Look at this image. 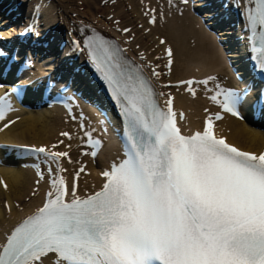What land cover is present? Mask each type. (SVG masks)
Instances as JSON below:
<instances>
[{"label": "bare ground", "instance_id": "bare-ground-1", "mask_svg": "<svg viewBox=\"0 0 264 264\" xmlns=\"http://www.w3.org/2000/svg\"><path fill=\"white\" fill-rule=\"evenodd\" d=\"M89 1L0 0V45L5 44L3 50L0 47L5 53L0 57V83H4L0 100L11 104L0 120V245L6 243L16 225L44 206L54 176H64L69 188L76 185L77 195L87 196L101 190L103 172L119 164L127 152L123 111L103 93L106 82L90 72L88 41L94 35L114 45L110 46L115 48L121 66L128 63L127 56L130 58L132 66L128 63V68L142 74L143 81L139 82L147 84L161 107L159 89L166 102L172 97V109L183 134L203 131L212 117L218 137L242 151L264 152V125L236 119L211 99L217 85L238 90L237 76L264 95V71L259 69L257 53L252 50V32L246 18L248 9L255 7L252 0H121L132 8L135 21H146L143 33L133 35V41L127 31L109 29L107 21L99 17L101 8ZM205 4L210 11H203ZM153 15L154 24L150 22ZM116 18L126 16L118 13ZM3 24L10 27L3 29ZM10 33L15 34L13 47L7 46ZM161 40L166 43L161 44ZM169 47L174 53L171 70L167 67ZM251 55L259 68L251 64ZM157 56L163 58L162 66ZM183 80L209 83L194 84L193 96L187 84L179 85ZM169 82L172 87L167 88ZM8 83L27 84L28 96L21 100L5 95L2 89ZM152 87L159 88L158 92ZM53 92L55 98L49 96ZM247 104L246 109L252 112L254 107ZM261 110L254 116L255 123L260 118L264 122V108ZM216 115L222 119L215 120ZM96 141L99 145L91 146ZM39 147L67 152L68 156L53 161L31 151ZM43 264H57L56 254L49 253Z\"/></svg>", "mask_w": 264, "mask_h": 264}, {"label": "snow or ice", "instance_id": "snow-or-ice-1", "mask_svg": "<svg viewBox=\"0 0 264 264\" xmlns=\"http://www.w3.org/2000/svg\"><path fill=\"white\" fill-rule=\"evenodd\" d=\"M252 2V50L264 69V0ZM88 48L126 119L127 158L103 172V187L87 196L54 176L44 206L0 245V264H43L49 253L57 264H264V152L242 151L218 137L212 117L203 131L182 134L171 98L161 107L147 85L120 71L116 50L103 38L90 39ZM166 51L171 70L174 53ZM183 83L195 96L192 86L209 81ZM211 99L240 117L235 92L217 85ZM10 109L0 100V120ZM31 151L53 161L68 156Z\"/></svg>", "mask_w": 264, "mask_h": 264}, {"label": "rangeland", "instance_id": "rangeland-1", "mask_svg": "<svg viewBox=\"0 0 264 264\" xmlns=\"http://www.w3.org/2000/svg\"><path fill=\"white\" fill-rule=\"evenodd\" d=\"M126 3H127V1H121V0H91V2L89 4H91L93 7L101 8L100 14L102 16H99V17H100V19H102V20L105 19L107 21L106 25H108V27L111 26V28H109V29L116 31V32H118V30L119 31L123 30L124 32H126L125 30L129 29L130 31H127L128 32L127 35H130V38L132 39L133 35L140 36L143 33L144 27H142V25L146 24V21H145V23L144 22L138 23L139 20L135 21V17H131L132 15H134V13H131L132 8L129 5H127ZM70 4L73 5V3H70ZM160 5L162 7L163 3ZM150 6H151V4L148 5V7H150ZM91 10H93V9L92 8L88 9V11H91ZM118 13H123L126 16V18H124V19L116 18ZM132 41H133V39H132ZM132 41L129 40L128 43H131ZM162 62H163V58L161 56H160V58L158 57L157 63L160 64V66H162ZM185 81L186 80L180 81L179 84L183 83ZM169 84H170V82H169ZM167 88H170V86H167ZM158 89L159 88L155 87V90L157 92H158ZM159 92L162 95L161 96L162 100H164V96H165L164 92H162L161 89H159Z\"/></svg>", "mask_w": 264, "mask_h": 264}]
</instances>
